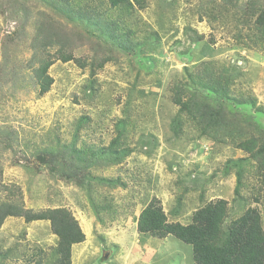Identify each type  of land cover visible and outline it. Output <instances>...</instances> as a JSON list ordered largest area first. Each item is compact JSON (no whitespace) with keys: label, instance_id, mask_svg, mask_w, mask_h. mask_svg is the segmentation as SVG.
Masks as SVG:
<instances>
[{"label":"rangeland","instance_id":"rangeland-1","mask_svg":"<svg viewBox=\"0 0 264 264\" xmlns=\"http://www.w3.org/2000/svg\"><path fill=\"white\" fill-rule=\"evenodd\" d=\"M145 1L143 10L125 17L108 10L121 37L113 51L104 44L102 51L93 34L52 7L56 2L0 0V185L19 190L26 209L72 212L85 240L72 247L71 264H195L191 246L172 236L157 239L137 232L136 217L153 197L169 222L186 225L196 209L224 199L227 222L256 208L264 230V159L236 147L250 135L264 142V112L235 101L251 97L264 108V39L261 44L252 16L264 0ZM84 2L74 5L83 8ZM86 3L105 17L104 0ZM46 18L63 26L74 59L55 61L48 70L53 84L39 96L30 48L37 25ZM205 61L223 71V82L230 78L229 98L217 100L223 119L206 134L171 99L185 68L191 72ZM228 120L230 130H223ZM117 133L128 154L118 164L88 169L91 199L106 207L101 222L85 191L56 177L50 153L46 161L37 156L50 148L66 152L72 143L77 149L106 148ZM95 177L119 178L124 186H99ZM56 241L47 221L9 217L0 227L6 264L42 258L52 264Z\"/></svg>","mask_w":264,"mask_h":264},{"label":"trees","instance_id":"trees-1","mask_svg":"<svg viewBox=\"0 0 264 264\" xmlns=\"http://www.w3.org/2000/svg\"><path fill=\"white\" fill-rule=\"evenodd\" d=\"M75 1L52 0L57 3L52 7L64 13L62 15L65 19L75 22L89 35L93 34L96 47H101L102 51L105 50L103 44L113 51V42L115 40L120 42L119 37H121L120 28L109 18L108 10L113 12L120 10L121 16L125 17L134 10H143L146 7L145 0H104L102 4L106 5V10L103 14L105 17H103L101 13L94 10L92 4L86 3V0L83 8L74 5ZM58 5L62 10L58 8ZM99 6L101 7V4ZM252 16L254 17V31L259 34V41L262 44L264 39V4L258 10H253ZM62 29L64 28L60 23L52 24L46 18L37 25L36 33L32 38V48H30L32 60L37 62V66L33 67L32 72L39 96L46 94L53 84L48 70L55 61L66 63L74 59L72 52L67 49L69 43L67 39L65 40ZM76 61L84 67L83 62ZM3 62H8V56L4 58ZM103 64L104 62L100 63L99 67ZM92 74L93 72H91ZM184 74L186 75L183 77V83L172 89V102L179 111L186 112L196 120L203 127V133L206 134L207 130L218 127L220 119H223V106L217 100L229 98L230 78L223 82L225 74L223 71L218 73L210 61L203 62L200 68L191 72L185 68ZM191 85L196 87L195 90H191ZM235 101L237 105L253 109L257 114L264 112L263 107H256L255 98H240ZM231 122L228 120L223 126V130L228 127L229 131ZM120 126L119 122L116 126L117 129ZM117 134V137L106 148L86 146L77 149L72 143L71 149L66 152L58 151L52 146L57 152H52L53 149L50 148L46 149L43 155L37 156L40 161H44L45 156L50 153L56 177L72 182L79 189L84 190L94 215L101 222L99 214L100 211L106 210V207L94 203L91 199L93 192L91 187L94 184L92 185V181H89L91 174L88 169L97 163L101 165L118 164L128 154L129 148H123L119 143L121 133ZM253 137L250 135L246 140L238 142L236 147L255 159L258 157L264 159V142ZM66 148L67 146H63V149L66 150ZM95 178H97L95 184L106 186L109 189L124 186L119 178ZM86 182L87 185H85ZM2 192L8 193L6 197L1 196ZM228 213V202L224 199H217L196 209L190 222L186 225L169 222L160 201L153 197L140 210L136 219V229L140 235H148L157 239L172 236L191 246L192 259L195 264H264V230L259 211L256 208H248L241 215L227 222ZM9 217L21 218L26 223L35 221L49 223L51 233L57 237L56 245L52 251L54 257L52 264H71L72 247L85 240L78 221L69 209L65 207L45 208L39 211L26 209L19 190L0 185V227ZM6 258L7 255L0 252V264H6L4 262ZM27 264L46 263L42 258Z\"/></svg>","mask_w":264,"mask_h":264},{"label":"crops","instance_id":"crops-1","mask_svg":"<svg viewBox=\"0 0 264 264\" xmlns=\"http://www.w3.org/2000/svg\"><path fill=\"white\" fill-rule=\"evenodd\" d=\"M138 217V216H137ZM137 217H136V219H137Z\"/></svg>","mask_w":264,"mask_h":264}]
</instances>
